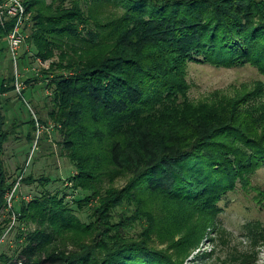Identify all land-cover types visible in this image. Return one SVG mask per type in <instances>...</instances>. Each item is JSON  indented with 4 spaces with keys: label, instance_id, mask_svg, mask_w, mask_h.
Listing matches in <instances>:
<instances>
[{
    "label": "trees",
    "instance_id": "obj_1",
    "mask_svg": "<svg viewBox=\"0 0 264 264\" xmlns=\"http://www.w3.org/2000/svg\"><path fill=\"white\" fill-rule=\"evenodd\" d=\"M20 2L30 14L28 51L48 62L41 70L48 115L73 173L53 192L46 188L60 178L24 173L44 132L35 140L32 119L29 161L18 177L43 190L13 208L17 228H34L18 235L15 257L0 255V264H182L216 229L219 204L236 188L253 192L264 214V192L250 183L264 168V83L193 104L185 79L189 63L248 65L264 77V0ZM11 27L9 19L0 26V39ZM6 79L0 212L18 178L6 175L1 159L10 137L1 95L13 82ZM8 223L0 222V237Z\"/></svg>",
    "mask_w": 264,
    "mask_h": 264
},
{
    "label": "rangeland",
    "instance_id": "obj_2",
    "mask_svg": "<svg viewBox=\"0 0 264 264\" xmlns=\"http://www.w3.org/2000/svg\"><path fill=\"white\" fill-rule=\"evenodd\" d=\"M46 2L49 3V0ZM104 11V14H110L112 9L106 7ZM28 32L29 29L22 30V35L25 37ZM7 47L6 39H0V82L2 78L9 80L12 78L14 85V77L18 73L20 77L17 83L23 84L24 90L21 98L15 92V85L12 90L5 93V96L1 95L10 136L3 145L1 157L3 168L6 175L13 180L15 176L18 177V170L22 168L21 163L29 161L27 157L30 156L32 143L27 141V135L30 133V121L35 118L39 123L50 124L53 128L43 132L24 173H30L33 179L58 177L61 184H54L46 190L50 192H53L54 188L60 190L70 172L73 173V169L67 158L63 156L59 145L61 140L59 125L57 126L48 115L52 107L46 96L50 91L41 82L43 80L41 70L47 69L48 62L43 63L34 58L29 53L24 39L16 52L18 70L16 73ZM24 51L27 53L26 58L19 60V55ZM185 79L188 84L186 98L193 104L213 102L220 97H233L243 91L242 89L250 90L257 82L264 83V77L248 65L239 68H218L189 63L185 69ZM43 81L49 82V78ZM261 101L264 103V96ZM250 183L252 188L264 192V168L252 174ZM13 186L15 191L11 197L10 208L5 201L0 212V222L3 219L9 222L6 231L0 237V255L9 258L16 255L18 235L34 228L31 222L22 223L17 228V215L13 208L18 210L21 202L24 201L22 200L24 196L29 201L37 191L43 190L37 186V183L32 185L21 183L19 177ZM253 196V192H244L239 188L227 194L219 204L221 212L216 218V229L207 230L197 249L186 255L182 264H264V239H261L264 214L255 206ZM67 199L70 197L68 196ZM84 216L82 215V220Z\"/></svg>",
    "mask_w": 264,
    "mask_h": 264
},
{
    "label": "built area",
    "instance_id": "obj_3",
    "mask_svg": "<svg viewBox=\"0 0 264 264\" xmlns=\"http://www.w3.org/2000/svg\"><path fill=\"white\" fill-rule=\"evenodd\" d=\"M8 19L12 21V27L5 36V39L8 44L7 48H9L13 67L17 73L18 70L16 67L17 65L16 52L19 44H21L22 41L25 39V37L22 35V30L24 26L28 23L30 19V14L26 12L20 0H0V26L3 27L4 22ZM17 74H15L14 77V81H15L14 88L18 97L21 98L22 91L24 90V85L21 83H17V80L20 77V74H18L19 76ZM33 120H34V128H35V140L43 131H48L53 128L52 125L50 124L42 125L37 120H35V118ZM14 191H15V186L5 196V201L8 208H10L9 204Z\"/></svg>",
    "mask_w": 264,
    "mask_h": 264
},
{
    "label": "crops",
    "instance_id": "obj_4",
    "mask_svg": "<svg viewBox=\"0 0 264 264\" xmlns=\"http://www.w3.org/2000/svg\"><path fill=\"white\" fill-rule=\"evenodd\" d=\"M3 96H5V94H3Z\"/></svg>",
    "mask_w": 264,
    "mask_h": 264
}]
</instances>
